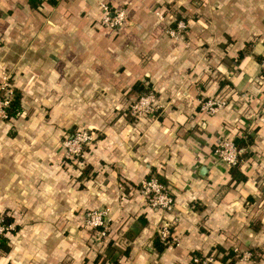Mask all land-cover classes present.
<instances>
[{"label": "crops", "instance_id": "1", "mask_svg": "<svg viewBox=\"0 0 264 264\" xmlns=\"http://www.w3.org/2000/svg\"><path fill=\"white\" fill-rule=\"evenodd\" d=\"M98 1L0 0V65L16 69L30 115L15 116L14 135L0 125V212L16 226L0 264H113L111 246L128 247L123 264H192L195 253L228 264V249L231 264H264V0H106L126 10L117 29L100 23ZM178 17L182 41L165 32ZM137 81L158 108L134 120ZM211 95L227 104L206 114ZM79 124L103 143L68 170L61 144L46 142ZM227 134L245 137L243 180L213 154ZM153 173L170 211L145 205L139 183ZM100 206L110 228L96 240L83 217ZM165 222L178 243L158 252Z\"/></svg>", "mask_w": 264, "mask_h": 264}, {"label": "built area", "instance_id": "2", "mask_svg": "<svg viewBox=\"0 0 264 264\" xmlns=\"http://www.w3.org/2000/svg\"><path fill=\"white\" fill-rule=\"evenodd\" d=\"M98 4L101 8L100 23L112 29H117L124 24L126 20V10L123 7L113 6L106 0H99ZM156 13L160 19H164L162 10ZM187 27V21L176 19L175 24H165V32L175 41H182L184 31ZM261 75L264 77V52L260 60ZM10 97H6L0 101V115L6 117L5 106L8 104ZM227 104V99L220 95L208 96L200 102V109L206 114L216 113L220 108ZM158 108V98L154 89H149L145 93H141L131 104V112L137 117H143L152 114ZM264 117V116H263ZM71 143H65L67 154L70 157L84 155L85 149L83 144L90 138L87 130L77 133L73 137ZM241 149L235 144L233 136L230 134L220 138L214 147L213 154L216 158L226 163L228 166L236 165L240 161ZM139 189L144 196L146 205L166 211H170L174 205V197L168 188L162 184L155 175L144 177L140 180ZM110 208L108 206L94 207L86 211L83 221L85 226L96 231V240L105 236L110 228ZM169 222L163 223L159 228V236L162 240L168 241V246L178 243V237L170 230ZM14 228L13 222L5 223L2 213H0V234L11 233ZM251 251L245 250L242 256L247 258L251 256ZM192 260L195 264H212L214 258L210 255L198 256L194 255Z\"/></svg>", "mask_w": 264, "mask_h": 264}, {"label": "rangeland", "instance_id": "3", "mask_svg": "<svg viewBox=\"0 0 264 264\" xmlns=\"http://www.w3.org/2000/svg\"><path fill=\"white\" fill-rule=\"evenodd\" d=\"M180 19L186 20L184 17H180ZM17 74L18 73H17L16 69H14L13 67L6 66V65H0V101L6 97H11V95H12L11 89L13 87L19 88L20 84L17 83V76H18ZM139 95H137L136 97L131 99V104L136 100V98ZM21 102L23 104L22 105L23 109H22V112L19 113L16 117H17V119H18V117H20V119H24V118L27 119V116H30V115H29L28 110H27L28 109L27 101H25V99L23 97V93H22ZM36 102H38L39 106H40L42 101L37 100ZM131 104L128 108V114L132 119L137 120V119H139V117H137L136 115H134L131 112ZM40 109H42V108H40ZM16 117L8 118V117L0 115V125H7V124L11 125V128L9 130V134H11V135H14V133H15V125H16L15 123L17 122ZM85 130H87V133L90 135V138H88L85 141V143L83 144L84 149H85L84 155H79L77 157L68 156L65 143H71L74 139L73 137L77 133L85 131ZM100 137H101V134L97 135L95 132L90 130L87 126L79 124L76 127H74L73 129H70L68 131L63 132L62 136L59 138L57 137L54 140L48 139V142H46V143H60L62 146V150H63L62 153H64L63 159H62L63 166L68 170H74V167L84 166V164L86 163L87 158H88V151L90 150L89 147L93 146L94 145L93 143H103L101 140H99ZM145 205H146V203H145ZM0 213L6 214L5 212H0Z\"/></svg>", "mask_w": 264, "mask_h": 264}, {"label": "trees", "instance_id": "4", "mask_svg": "<svg viewBox=\"0 0 264 264\" xmlns=\"http://www.w3.org/2000/svg\"><path fill=\"white\" fill-rule=\"evenodd\" d=\"M42 0H29V3L31 6H37ZM177 19H180V17H178ZM172 25L175 24V21L171 22ZM134 90H136L139 93H145L149 90V85L148 86H144L142 83H140L139 81H137L133 87ZM12 95L9 99L8 104L5 106V111H6V117L11 118V117H15L17 116V114L21 111L22 109V105H21V92L17 87H13L12 89ZM246 138H250L249 136H247ZM235 144L238 147H241L243 145H245L246 141H245V137L244 136H236L233 137ZM251 140V138L249 139V141ZM239 157L241 158V153L239 155ZM86 170V169H85ZM229 173L231 175V177L233 179H235L236 181L238 180H243L245 179V175L244 173L239 169V163L236 165H230L229 166ZM152 174H148L146 177H149ZM153 175H155L158 180L165 185L163 178H161V176H159L156 173H153ZM140 184V183H139ZM166 186V185H165ZM3 216V220L5 223H10L13 222V219L10 215L7 214H2ZM16 229V226L14 225V228L11 229V232H13ZM170 230L173 232L172 230V226L170 227ZM126 235V232H125ZM134 236V234L130 235V237L132 238ZM9 235L7 234H0V249L3 250H7L9 249ZM111 241H109L108 243V247L110 245ZM153 246L155 248L156 251L158 252H162L167 246H168V241H164L160 238L159 236V232L156 231V233L154 234L153 237ZM121 253L126 254L128 252V247H126L125 249H123V251H121L118 247L116 246H111V248L109 247L107 249V253L108 255L112 256V260H113V264H123L119 261L118 259V255ZM238 254V253H237ZM194 255H198L201 256L197 253H195ZM193 255V256H194ZM236 251L233 249H228L226 251L225 254H223V256L221 257L222 260L226 261L229 258L228 264H231L233 262V260L236 258ZM191 263L195 264L193 262V260L191 259Z\"/></svg>", "mask_w": 264, "mask_h": 264}]
</instances>
